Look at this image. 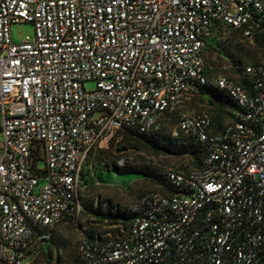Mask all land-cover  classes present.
I'll list each match as a JSON object with an SVG mask.
<instances>
[{
	"label": "built area",
	"instance_id": "2783aa9c",
	"mask_svg": "<svg viewBox=\"0 0 264 264\" xmlns=\"http://www.w3.org/2000/svg\"><path fill=\"white\" fill-rule=\"evenodd\" d=\"M19 23L35 34L15 44ZM221 27L264 36V0H0V264L81 212L92 150L176 111L172 138L200 144L202 162L156 165L174 192L127 204L125 236L81 239L80 264H264V64L244 68L248 88L215 79L237 105L222 129L189 109L208 96Z\"/></svg>",
	"mask_w": 264,
	"mask_h": 264
},
{
	"label": "rangeland",
	"instance_id": "374dc122",
	"mask_svg": "<svg viewBox=\"0 0 264 264\" xmlns=\"http://www.w3.org/2000/svg\"><path fill=\"white\" fill-rule=\"evenodd\" d=\"M35 28L32 23H19L11 28V35L15 44H20L27 38H33ZM236 43L244 44L242 50L248 54L247 64H264V46H257L253 42L242 40L238 33L232 30H223L216 34L207 51L206 60L215 77L226 76L239 82L243 80L242 74H236L235 70L240 68L229 57L226 56L228 48ZM242 68V67H241ZM214 77V78H215ZM214 78L212 82H214ZM87 89H93V84H88ZM193 111H205L216 120L215 107L209 97H197L189 106ZM178 120V111L169 115L165 121V128L172 131ZM232 121L231 115L224 118L222 126ZM126 133L118 132L108 142L103 143L97 150L109 149L114 146V158L119 167L126 172H138L134 174L121 175L114 171L113 167L106 164H95L94 158L88 161V178L82 189L81 212L71 220L58 225L50 244L35 248L28 255L23 264H79L78 244L83 238L104 240L109 237H123L127 234L121 222H116L111 214L120 211L127 218L124 208L127 204L135 201L143 194L162 190L163 183L157 177L156 180L140 174L148 167L156 165L177 164L184 157H171L168 155H156L144 146L135 144H122ZM176 148V147H175ZM120 149V151H119ZM133 161L125 162V160ZM125 165H121L122 163ZM44 168V163H40ZM55 242L60 246V252L53 250Z\"/></svg>",
	"mask_w": 264,
	"mask_h": 264
},
{
	"label": "trees",
	"instance_id": "16d2710c",
	"mask_svg": "<svg viewBox=\"0 0 264 264\" xmlns=\"http://www.w3.org/2000/svg\"><path fill=\"white\" fill-rule=\"evenodd\" d=\"M223 30H232L238 33L242 40L248 41L242 37L240 32L235 31L231 28L221 27L215 33V35L221 33ZM211 41L209 42L207 49ZM253 43L257 46H264V36H259ZM243 45L244 44L242 43L240 44L236 43L234 45H231V47L228 48V52L226 56L229 57L236 65L240 66V68L235 70V73L242 74L243 80L241 82L237 80L236 81L242 86L248 88L249 81L244 75V68L248 65L247 62L250 59H249L248 54L242 50V48L244 47ZM205 55H206V52H205ZM207 67L208 68L206 71V76L208 79V85L206 86V91L208 92V97L212 99V104L214 105L215 111H216V120L215 122L213 120V125L216 130H220L223 128L222 122L224 118L228 115H231V117H233V113L237 109V105L227 93L220 90L215 85V82H212V79L215 77V75H214V72L208 66V63H207ZM216 78L217 77L214 78V81ZM120 132L126 133L124 139L121 142L122 144L132 143L135 145L144 146L145 148L151 150L156 155H168L171 157H184L183 159L180 160V162L183 160H188L194 165H199L206 155L205 150L201 147L200 144L192 140H187L185 143H179L177 140L172 138L171 130L168 131L165 127L163 130L156 132L155 134L151 136L138 134V133L128 131V130H123ZM113 149H114L113 143L111 144L110 148L106 150L104 149L97 150L95 148L94 150H92L89 160L92 157L94 158L95 164H99V165L106 164L107 166L111 168L113 167L114 171H116L117 173L121 175L138 173V172H126L121 167H119L117 164V161L114 158L115 154H114ZM87 166H88V163H87ZM140 174L148 178H153L154 180H156L157 177L159 178V180L163 183L162 190L155 191V192H160L165 195H170L174 192V189L166 182V180H164V178L161 177L156 166H154V168L148 167V170H144L143 172H140ZM88 175L89 173H88V170L86 169L82 175V189L85 185ZM81 195H82V192H81ZM124 213L127 215V218L122 216L120 211H117L115 214H111V216L114 217L116 222H121L124 228L127 230L128 225H131L133 215L127 212L126 207L124 208ZM52 238H53V234H52ZM86 239L95 241V239H91V238H86ZM51 240L45 244H50ZM59 247L60 246H58L55 242V246L52 247L51 249L52 251L56 250L60 252ZM78 260H79V255H78ZM79 264H80V260H79Z\"/></svg>",
	"mask_w": 264,
	"mask_h": 264
},
{
	"label": "crops",
	"instance_id": "0c3cea01",
	"mask_svg": "<svg viewBox=\"0 0 264 264\" xmlns=\"http://www.w3.org/2000/svg\"><path fill=\"white\" fill-rule=\"evenodd\" d=\"M205 97H208V96H204V97H202V98H205Z\"/></svg>",
	"mask_w": 264,
	"mask_h": 264
}]
</instances>
